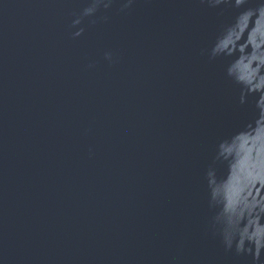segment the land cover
I'll use <instances>...</instances> for the list:
<instances>
[{
  "label": "water",
  "instance_id": "water-1",
  "mask_svg": "<svg viewBox=\"0 0 264 264\" xmlns=\"http://www.w3.org/2000/svg\"><path fill=\"white\" fill-rule=\"evenodd\" d=\"M0 264H264V0H0Z\"/></svg>",
  "mask_w": 264,
  "mask_h": 264
},
{
  "label": "clouds",
  "instance_id": "clouds-1",
  "mask_svg": "<svg viewBox=\"0 0 264 264\" xmlns=\"http://www.w3.org/2000/svg\"><path fill=\"white\" fill-rule=\"evenodd\" d=\"M77 35H79V33H76Z\"/></svg>",
  "mask_w": 264,
  "mask_h": 264
}]
</instances>
